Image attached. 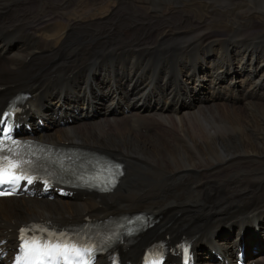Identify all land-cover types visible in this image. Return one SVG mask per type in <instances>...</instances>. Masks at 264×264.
Instances as JSON below:
<instances>
[{"label":"bare ground","instance_id":"obj_1","mask_svg":"<svg viewBox=\"0 0 264 264\" xmlns=\"http://www.w3.org/2000/svg\"><path fill=\"white\" fill-rule=\"evenodd\" d=\"M26 1L30 0H0V103L16 89H27V108L20 119L33 121L37 114L57 126L35 128L38 136L95 145L120 158L125 173L108 194L86 192L85 197L75 194L51 201L0 199V236L13 233L22 220L42 213L55 220L75 221L86 212L104 215L144 207L156 220L137 234L133 250L159 230L174 240L179 232L187 231L195 235L197 245L210 247L206 260L198 256V264H223L222 258L230 264L232 250L227 245L235 247L244 240L250 233L245 232L248 222L264 223V50L256 46H264V33L250 36L236 20L227 41L196 28L182 31L180 27L166 36L159 32V18L157 22L151 16L142 20L128 10L124 13L128 32L123 35L117 30L121 27H104L95 51L90 52L72 30L67 47H48L46 52L37 47L33 32L39 30L34 26L37 19ZM135 1L119 3L131 7ZM182 1L145 0L153 9ZM210 1L224 9L239 0ZM243 1L249 13L264 19V0ZM184 16L176 26L190 20ZM151 28L157 29L156 42L146 43ZM69 45H74L72 50ZM183 78L192 88L183 85ZM204 79L206 90L195 105L194 85ZM184 99L188 109L181 111ZM235 100L244 103L246 114L231 107ZM98 102L110 117L58 126L66 117L73 121L92 117ZM225 112L232 115L230 123L224 119ZM117 113H123L128 122L118 126ZM108 119L114 121L113 130L104 127ZM184 119L196 125L189 128ZM216 120L221 125L214 126ZM234 161L240 162V174L229 170L220 176L216 172ZM211 170L217 175L204 178L202 173ZM255 224L264 242V227ZM222 225L230 227L227 239L215 233ZM220 230L226 232V228ZM10 241L8 236L7 246ZM253 264H264V256L256 255Z\"/></svg>","mask_w":264,"mask_h":264},{"label":"rangeland","instance_id":"obj_2","mask_svg":"<svg viewBox=\"0 0 264 264\" xmlns=\"http://www.w3.org/2000/svg\"><path fill=\"white\" fill-rule=\"evenodd\" d=\"M44 1H45L44 5L41 0H30L26 2H27V6L30 7L31 11L33 12L32 17L37 19V22H35L34 26L39 30L36 31L33 29V32L36 35L35 37L37 38L36 42L38 41L37 47H41L45 49L46 52H48V47H53L57 49L60 48L62 45H65V47H67L68 45L67 37L69 34H71L72 30H75L81 36L83 40V45L90 52L95 51V49L99 48V44L97 43V40L100 32L104 29V27H111V26L121 27L120 29L117 30L120 31L123 35L126 34L125 32H128V27H127L128 16L124 14L128 10H131V12L137 14L142 20L147 19L149 18V16H151L153 21L157 22L155 18L156 19L159 18L161 20L160 24H162L159 27V32H161L163 35L167 34L166 36H172L173 33L178 32L177 30H179V28L182 27L181 28L182 31H191L196 28L200 31L206 30L204 33H210L213 34L214 36L217 35L219 37H225L227 34L229 35V33L231 32L232 22L236 20L238 22L240 21L239 23H241L243 27H245V29L247 30V34H250V36L257 37L264 33V19L262 18V16L249 13L247 10V3L243 0H239V1L236 0L235 2L238 1L237 3L234 2L235 3V4L233 3L234 5H230L229 8L227 7L224 9L223 8L221 9L216 4H214L213 1L210 0H183L182 4L177 6L172 2H168L167 4L163 5L160 9L151 8V5H149L148 2H145V0H141V1L136 0L133 3V5L131 4V7L124 6L123 4L119 3V0H44ZM119 14H121L120 17ZM183 14L185 15L184 17H190V20L187 22L185 20L184 23H180L176 26L175 22ZM147 32H146L145 42L146 43L149 41L156 42V38L154 37L157 34V29L154 28L153 30V28H151ZM256 46L258 47L259 50H264V46L263 47H259L258 45ZM68 47L69 49L72 50L74 45L71 46L69 45ZM259 56L261 57L260 54ZM254 59L257 60L256 57H254ZM92 75L94 79H97L96 75H94L93 73ZM206 81L207 79H204L200 81L198 84L196 83L194 85L193 96H195V98H193L192 103H194L195 105L198 104V97L204 92V90H206ZM183 85H190V87L192 88V84L189 83L184 78H183ZM93 87L94 84L92 85L91 90L93 89ZM196 92L198 94H196ZM240 104H242L241 101L237 103H233L231 107L234 108L237 107L235 112H239V113L241 112L242 114H246L245 111L246 107L245 106L243 107L244 103L242 105ZM217 105L221 110L220 103H218ZM238 105H240L241 107ZM97 106L98 108L101 107L103 111L102 103L98 102ZM187 109H188V105L184 99L183 103L180 104V110L184 111ZM223 112L224 111H221V114ZM231 116L232 115L230 113L225 112L224 119L227 122H229ZM99 118L102 119L103 116ZM99 118H97L96 121L99 122L101 120ZM158 120L160 121V119ZM225 120L223 122H225ZM110 121H112V119H108L109 124L104 125V127L112 129L113 126L112 123L114 121L119 126L124 122H128V119L124 117H119L112 122ZM160 122L164 123L163 121ZM217 123L214 121L213 122V124H215L214 126L221 125L218 121ZM184 125L190 128V126L193 127L194 125H196V123L194 122L191 123V120L184 119ZM97 132L101 133V131H97ZM239 163L240 162L237 161L228 163L223 168H221V171H216V172H219L218 173L219 175L220 174L224 175L227 171L230 170L240 174L243 170L239 166ZM244 166L246 167L247 165L244 164ZM202 175L204 176V178H206V177H213L217 175V173L211 170L210 172L208 171L203 172ZM248 223H249V229L245 231L246 233L251 232L255 224L253 222H248ZM255 225H257L258 227L261 226V228L264 227V223L261 224L256 223ZM221 228H226V230L228 231L230 227L227 225H222L217 227L215 229V233L219 238L224 237L221 235L222 233L220 235L217 234V232ZM228 235L230 234H227L225 236ZM206 244L208 245L207 241Z\"/></svg>","mask_w":264,"mask_h":264},{"label":"snow or ice","instance_id":"obj_3","mask_svg":"<svg viewBox=\"0 0 264 264\" xmlns=\"http://www.w3.org/2000/svg\"><path fill=\"white\" fill-rule=\"evenodd\" d=\"M4 115H9V114H4ZM3 122V119L2 118H0V123H2ZM10 167H12V168H15V167H17V165H10ZM13 179H15V180H19V179H28L29 180V182H31V178H27V177H22V176H14L10 171H9V167H5V168H3L2 170H0V183H2V182H8V181H10V180H13ZM31 243V245L33 246V249L32 250H34V251H36L37 253H39L40 252V250H41V248H49V246L47 245V244H45V245H40V242L38 241V240H32L31 242H29V241H27V240H25L24 241V246H25V255H27V253H28V250H29V244ZM52 248H56V249H58L59 248V245H52L51 246ZM65 247H67V246H65ZM88 251H91L90 249L88 250ZM65 259H67L66 257H65Z\"/></svg>","mask_w":264,"mask_h":264}]
</instances>
